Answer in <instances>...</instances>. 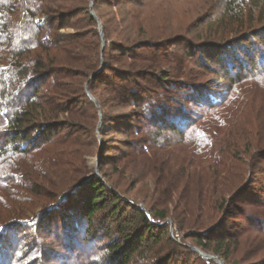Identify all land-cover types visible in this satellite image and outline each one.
I'll return each mask as SVG.
<instances>
[{"label":"trees","instance_id":"1","mask_svg":"<svg viewBox=\"0 0 264 264\" xmlns=\"http://www.w3.org/2000/svg\"><path fill=\"white\" fill-rule=\"evenodd\" d=\"M90 2L2 0L0 4V191L9 190L5 194L0 192V199L9 203L0 205V223L4 221L7 230L0 238V247H8L9 233L25 232L30 226L37 230L51 221L54 216L49 211L38 223L44 212L34 215L33 209L41 201L43 206L56 204L55 209L59 211L65 210V206L61 207L63 204L66 208L71 206L76 228L69 229L68 223L64 227V247L69 255L75 249L86 250L100 242L98 228L103 221L105 235L113 233L114 236L106 244L99 264H170V256L152 251L166 236L170 243L166 225L159 226L158 222L170 216L174 232L194 226L203 228L205 222L197 225L196 215L214 210L221 213L228 204L241 200L245 192V187L239 188L240 171L235 172L236 183L223 185L227 182L223 167L227 162H237L233 150H238V146L233 145L228 151H222L217 143L222 132L232 125L233 119L227 117L229 113L215 112L227 96L211 83H190L183 87L188 90L186 94L180 93L178 98L170 96V86L175 87L165 71L170 59V39L163 19L158 18L160 8L168 1L93 0L96 18L89 12ZM221 2L222 19L234 22V26L246 15L264 11V0ZM104 7L108 11L100 13ZM97 20L102 27V50ZM82 22L84 25L80 26ZM153 25L158 28V34L150 31ZM70 26L74 27V32H60ZM245 38L246 35L240 38L244 47L250 40L244 41ZM238 40L198 44L192 52L204 54L199 55L198 60L195 53L190 57L195 58L197 68L213 71L220 66L224 81L229 79L224 57L229 61L230 70L245 64L247 69L244 66L238 69L230 86L248 77H264V55L260 50L247 55L242 48L239 51L235 48ZM186 43L183 45L190 49ZM233 49L238 56L242 54L241 60L233 56ZM156 50L164 53L157 55ZM85 84L99 106L102 124H114V132L122 136L138 135L142 130L148 136V145L140 143L144 138L132 137L136 138L135 145L128 146L126 142V148H144L147 152L137 155L142 157L143 154L145 158L150 154L157 159L161 152L171 161L158 169L159 174L165 175L161 181L171 172L175 175L174 183L167 189L171 209L168 206L155 208L151 215L153 222L118 189L107 187V183L96 176H87L90 171L85 156L96 148L95 128L99 115L95 103L84 92ZM185 103L201 109L195 111ZM211 112L214 113L208 122L216 124V128L207 127L192 137L194 129L190 128L194 121L202 120ZM166 133L177 136L180 142L186 141V146L172 149ZM100 136L98 157L103 164L106 151L103 134ZM151 136L166 140L155 148ZM258 155L264 158V153ZM153 157L144 158L145 163H155ZM172 162L174 167L170 166ZM216 181H220L218 189H214ZM181 185L188 187L185 198L174 200L173 196L181 195L184 189H180ZM63 196L65 199L60 202ZM144 207L150 211L153 205L148 203V207ZM128 214L131 220L127 219ZM226 219L221 218L205 230L184 238H190L202 252L229 264L238 241L235 236L222 233ZM79 230H83L82 238L77 241ZM190 249L193 253L187 252L194 264L215 263ZM60 253L62 259L71 258Z\"/></svg>","mask_w":264,"mask_h":264},{"label":"rangeland","instance_id":"2","mask_svg":"<svg viewBox=\"0 0 264 264\" xmlns=\"http://www.w3.org/2000/svg\"><path fill=\"white\" fill-rule=\"evenodd\" d=\"M166 1L168 2L163 8H160L162 11L158 18L159 20L163 19L164 26L167 29V37L170 39V50L168 51L170 59L167 64L168 68H165V71L170 74V81L174 82L173 85H175V87L170 86V96H176L178 98L180 93L186 94L188 90L183 87H186L190 83H211L221 88L223 93L226 94L227 98L225 102L223 104L219 103V107L221 108H218L215 112L229 113L227 117H231L233 120L231 122V127L229 126L226 132L224 128V132L221 134L222 137L220 136L217 139V143L221 146L222 151H228L233 145L235 147L238 146V150H233V155L237 162H227V165L223 167V169L225 168L224 176L227 180L223 185L228 186L230 182L231 184L236 183L234 182L237 181L235 180V172L237 173L240 171V173H242V178L239 188L245 187V192L242 194L243 197L241 200L237 203L232 202L228 204L227 207H224L226 208L224 209L225 211L223 210L221 213L219 211L215 212L214 210V212H209L207 214L204 212L203 214L196 215L194 218L197 225H199L200 222H205L203 228L194 226L184 229L183 232H174L172 218L170 216L164 221L158 222L157 225L159 226L166 225V229L169 231L168 238H170V243H167L166 236L152 251L160 252L159 254H163V256H170V264H194V259L187 250L192 252L190 248H196L200 251L201 249L197 248L190 238H184L185 235L187 236L191 233L203 231L207 227L214 225L221 218L227 217L226 225L222 233L233 235L238 241L237 251L229 264H264V158L258 155V153H264V77H248L230 86L231 81H233V76L239 71L238 69L243 66L245 68L247 67L245 64L239 63V68L237 67L230 70L228 67L229 61L224 57L223 60L226 63L225 67L229 73L228 81H224L221 77L224 72L221 71L220 66L214 67L213 71L197 68L195 58L198 60V56L204 53L196 54L192 52V48L196 49L195 47H199L197 45L201 43L213 41L216 43H224L227 39L238 38L239 40L238 42L236 41L237 45L235 48H239V51L241 50L240 48H242L247 55L260 50L264 55V11L261 14L255 11L250 16L246 15L241 23L234 26V22H224V19H222L223 2H221V0ZM1 3L2 0H0V4ZM102 11H108V8L104 7L100 10V13H103ZM83 23L84 22L79 25H84ZM83 27L84 26H82V28ZM97 28L98 27H96V29ZM83 29L87 30V27ZM150 31L154 34H158V28L155 25L151 26ZM60 32L72 33L74 32V27L70 26ZM245 35L246 38L244 41L246 39L250 40L244 47L243 44H241L243 39L240 40V38ZM257 36L259 38H253ZM111 38H114V36H111ZM102 40L103 34L101 39V50L104 46V44L102 45ZM183 42H187L186 44L189 45L190 49L184 46ZM155 52L157 55L164 53L163 50H156ZM193 53H195V58L190 57ZM232 53L238 61L241 60L242 54L240 52L241 55L239 56L234 49ZM101 61L103 64L102 58ZM186 105L195 111H200L201 109L196 105ZM212 113L214 112L208 113L202 120H193V128H190V130L194 129V132L191 133L192 137L193 134L196 135L199 130L207 129V127L216 128L214 127L216 124L208 122ZM98 115L99 118L95 128L97 137L96 148L92 150L90 155L85 156L86 166L90 171L87 176H96L104 183H107V187L110 186L118 189L125 199L133 200L138 209L141 208V210L145 211L148 219L153 222L154 219L151 215L155 208L162 209L158 207L168 206L171 209L169 203L170 191H167V189H170V185L174 183L175 175L171 172L169 176L165 177V181H161L160 179H164L163 176L165 175L163 173L159 174L158 171V169H162V164L166 162L169 165L171 161H169L168 157L162 156L163 153L161 152H158L159 155H157V157L155 156L157 159L150 154H147L146 158L143 157V154L142 157H139V155H137L138 153H146L147 151L144 150V148H139L138 150L134 147L126 148L125 143L128 142V146L135 145L133 144L135 139L137 137L140 139L141 137V139L144 138L145 140H141L140 143H147L148 145V136L145 134L144 130L138 135L130 134L127 136V134H125L122 136V134L114 132V124H102L99 106ZM100 133L103 134V149L106 151L105 159L102 161L103 164H100L98 157L101 151ZM165 135H167L165 137L171 141L170 147L172 149H180L186 146V141L180 142L177 136L174 138L171 134L166 133ZM195 135L194 138H196ZM152 140L155 141L156 146L154 147L156 148L158 144H161L166 139H162L160 136H156L155 138L154 136ZM103 149L102 152L104 151ZM230 155H232V153ZM151 157H153L152 160H156L155 163H145V161L151 159ZM144 158L146 159L145 161ZM173 164L172 162L170 166L174 167ZM186 170L187 168H185V171ZM227 170H229V174ZM180 171L179 173H181ZM150 173H153V176H150ZM219 183L220 181H216L214 189L221 187ZM180 187V189H184L181 191V195L177 194L173 196L174 200L183 201L185 198V191L188 187L187 185H181ZM8 191L1 189L0 192L1 194H5ZM8 194H10V192ZM178 195H180V197H177ZM227 198H229V196H227ZM64 199L65 196L61 197L60 202ZM41 203V201L36 203L33 209L34 215L44 212L41 217L38 216V218L40 217L38 223L49 211L54 217L47 224H40L42 226L40 229L36 230V228L30 226V229L25 232L17 230L16 232L9 233V235H7L8 247H0V264H87L88 262H98L97 264H99L106 251V244L110 241L111 237L113 238L114 236L113 233L108 236L105 235L106 225L103 221H101L102 226L99 225L98 228V239L100 242L90 245V248L88 246L86 250L85 248L84 250L82 248L75 249V251L69 255L64 247L66 245L64 227L68 223L69 229L76 228L75 221L73 220L75 216L73 217L74 212L71 206L66 208V204H63L61 207L65 206V210L59 211L55 209L57 205L54 203L46 204L45 206H43L44 203ZM148 203L153 205L150 211L144 207V205L148 207ZM8 204L9 203L2 200L1 197L0 205ZM127 216L128 220L132 219L129 214ZM26 222L28 224L27 220ZM3 223H0V238L5 235L4 233H7ZM82 231L83 230H79L78 236L75 237L77 241L81 240ZM154 233L157 234V230H155ZM71 237L73 236L71 235ZM72 245H75V243H72ZM47 251L50 252L47 253ZM59 252H63L64 256L66 255L67 258H71L68 260H65V258L62 259L61 257L63 254H59ZM203 253L211 255L207 252Z\"/></svg>","mask_w":264,"mask_h":264},{"label":"water","instance_id":"3","mask_svg":"<svg viewBox=\"0 0 264 264\" xmlns=\"http://www.w3.org/2000/svg\"><path fill=\"white\" fill-rule=\"evenodd\" d=\"M92 1H93V0H91L90 5H89V12H90V14H91L94 18H96L95 15H94V13H93V11H92ZM97 23H98L99 34H100V37H101V39H102L101 24H100V22H99L98 20H97ZM103 44H104V41L102 40V45H103ZM84 90H85V94L89 97V99H90L93 103H95L96 107L98 108V105L96 104L95 100H94L93 97L89 94L86 85H85V87H84ZM140 209H141V208H140ZM193 250H194V251H195V252H196L201 258H203V259L214 261V262L217 263V264H223V262H222L220 259H218L217 257H215V256H213V255H207V254H204L202 251H200V250H198V249H196V248H193Z\"/></svg>","mask_w":264,"mask_h":264}]
</instances>
